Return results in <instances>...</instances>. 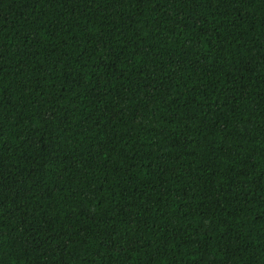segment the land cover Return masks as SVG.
Segmentation results:
<instances>
[{
  "label": "trees",
  "instance_id": "obj_1",
  "mask_svg": "<svg viewBox=\"0 0 264 264\" xmlns=\"http://www.w3.org/2000/svg\"><path fill=\"white\" fill-rule=\"evenodd\" d=\"M0 264H264V0H0Z\"/></svg>",
  "mask_w": 264,
  "mask_h": 264
}]
</instances>
